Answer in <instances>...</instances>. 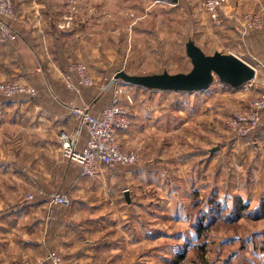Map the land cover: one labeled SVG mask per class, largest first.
<instances>
[{
  "label": "rangeland",
  "instance_id": "rangeland-1",
  "mask_svg": "<svg viewBox=\"0 0 264 264\" xmlns=\"http://www.w3.org/2000/svg\"><path fill=\"white\" fill-rule=\"evenodd\" d=\"M48 1L59 9L57 27L77 29L87 49L82 54L90 58L69 65L84 64L100 91L120 70L129 75L188 73L192 65L185 45L190 40L206 55H237L256 68L258 86L264 81V49L260 53L251 45L264 33L248 32L241 20L228 17L264 8V0H241V11L229 0L220 24L204 14L201 0ZM119 82L132 99L123 97L136 123L122 143L137 153L135 164L104 167L97 180L87 179L93 190L80 197L63 179L62 166L70 162L61 152L49 159L0 151V197L36 207L47 199V211H37L46 223L90 230L109 250L117 248L107 257L96 255L100 264H264V215L234 222L217 217L201 237L195 230L217 205L230 212L238 198L249 211L263 203L264 155L252 142L235 140L226 126L256 92L232 89L217 79L207 91L192 93L154 92ZM108 89L113 91V85ZM46 165L54 171L44 173ZM59 193L68 196V206L50 204L51 195ZM29 195L32 201L26 200ZM22 204L4 205L3 211ZM51 214L58 216L57 223ZM51 248L19 260L35 262L50 250L64 263L66 257L74 259L75 253Z\"/></svg>",
  "mask_w": 264,
  "mask_h": 264
},
{
  "label": "crops",
  "instance_id": "crops-1",
  "mask_svg": "<svg viewBox=\"0 0 264 264\" xmlns=\"http://www.w3.org/2000/svg\"><path fill=\"white\" fill-rule=\"evenodd\" d=\"M12 1L18 16L15 24L18 39L0 41V82L19 79L34 87L38 96L34 99L0 98V151H4L2 155L57 159L61 152L57 141L59 130L71 134L76 139V150L81 151L87 133L85 127L72 117L71 107L87 106L91 114L99 118L102 110L111 102L112 90L107 89L108 84L103 91L98 86L68 89L62 74L68 70L69 63L90 61L82 54L87 49L79 40L78 30H62L60 25L57 27L59 9L48 0ZM234 1L235 11H241L239 1H243ZM251 40V45L263 53L264 38ZM72 84H76L75 76H72ZM135 123L133 120L132 126ZM131 129L119 135L121 142L129 139ZM244 140L252 142L256 151L264 155V117L260 126ZM261 165L264 168V162ZM45 167L42 169L44 173L55 169L48 165ZM62 168L66 184L76 188L80 197L93 190L87 179L80 177L78 166L65 163ZM259 201L264 203V196ZM20 204L22 202L0 197V264L5 260H19L28 256L34 258L51 247L64 253H75L70 262L65 256V264H100L96 255L104 257L106 253L107 257V252L117 249L109 250L108 244L97 241L90 230L76 232L67 227L57 229L53 223H46L37 211H47V199L41 200L37 207L36 204L26 203L5 211L4 205L14 207ZM49 217L56 223L59 219L56 214Z\"/></svg>",
  "mask_w": 264,
  "mask_h": 264
},
{
  "label": "built area",
  "instance_id": "built-area-1",
  "mask_svg": "<svg viewBox=\"0 0 264 264\" xmlns=\"http://www.w3.org/2000/svg\"><path fill=\"white\" fill-rule=\"evenodd\" d=\"M204 14L215 24L221 23L222 15L229 6V0H201ZM231 20L240 21L241 26L248 32L264 33V8L237 17L234 14L228 16ZM18 16L12 0H0V41H16L18 33L15 23ZM250 65V64H249ZM251 66V65H250ZM255 77L241 85L238 89L243 92L255 91L256 96L240 111L234 114L226 123L227 130L235 140H244L262 122L264 111V81ZM72 76L76 77V84H72ZM66 87L70 90L79 88H91L95 86L94 78L84 64H70L68 70L62 74ZM116 81L113 84L111 102L106 106L99 118L94 117L89 107H71L72 117L80 122L86 129L87 139L81 151L76 150V139L66 130H59L57 141L63 158L70 163L79 166L80 176L89 180H97L104 167L130 166L137 162V153L126 149L120 141L119 135L126 132L132 126L130 111L126 101L132 102L130 95ZM38 91L25 82L14 79L0 82V98L14 100L17 97L34 99ZM125 97V100L123 99ZM32 195L27 196V201H32ZM50 204L56 206H68L69 199L65 194H54L49 199ZM2 264H65L63 258L56 251H48L45 256L35 262L28 260L5 261Z\"/></svg>",
  "mask_w": 264,
  "mask_h": 264
},
{
  "label": "water",
  "instance_id": "water-1",
  "mask_svg": "<svg viewBox=\"0 0 264 264\" xmlns=\"http://www.w3.org/2000/svg\"><path fill=\"white\" fill-rule=\"evenodd\" d=\"M185 52L192 65L188 73L169 74L165 71L160 74L129 75L120 70L115 73L107 89L116 81H121L149 91L192 93L207 91L215 79L237 89L255 77L252 66L233 54L214 52L206 55L191 40L186 43ZM124 196L128 202L127 192Z\"/></svg>",
  "mask_w": 264,
  "mask_h": 264
},
{
  "label": "trees",
  "instance_id": "trees-1",
  "mask_svg": "<svg viewBox=\"0 0 264 264\" xmlns=\"http://www.w3.org/2000/svg\"><path fill=\"white\" fill-rule=\"evenodd\" d=\"M69 164H72V163H69ZM213 209H214L213 211H210V214L205 215V217L203 216L197 222L195 230L196 232H198L200 237L206 230L207 226L209 224H212L215 218L217 217L222 218V220L225 222H234L239 217H242V216L251 217L252 219L257 220V219H260V217L264 215V203H261L260 206H258L254 210L249 211L246 205H243L239 198L236 200L230 212H228L225 208L220 207L219 205L213 207ZM214 214H216L217 216L214 217ZM199 248L200 250L203 249V245H201V247Z\"/></svg>",
  "mask_w": 264,
  "mask_h": 264
},
{
  "label": "clouds",
  "instance_id": "clouds-1",
  "mask_svg": "<svg viewBox=\"0 0 264 264\" xmlns=\"http://www.w3.org/2000/svg\"><path fill=\"white\" fill-rule=\"evenodd\" d=\"M223 201H221V203H222ZM206 211V210H205ZM190 235L194 238L195 237V232L194 231H192L191 233H190Z\"/></svg>",
  "mask_w": 264,
  "mask_h": 264
}]
</instances>
